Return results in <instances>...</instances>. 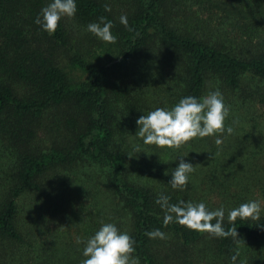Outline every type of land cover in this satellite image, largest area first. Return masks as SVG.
Instances as JSON below:
<instances>
[{
	"label": "trees",
	"instance_id": "trees-1",
	"mask_svg": "<svg viewBox=\"0 0 264 264\" xmlns=\"http://www.w3.org/2000/svg\"><path fill=\"white\" fill-rule=\"evenodd\" d=\"M49 2L0 0V264H81L77 238L102 223L140 264H264V0H76L52 35L34 23ZM101 16L115 43L87 31ZM216 90L231 135L178 149L136 135L141 115ZM181 157L195 171L173 189ZM161 194L222 207L238 237L165 226ZM251 200L260 219L229 224Z\"/></svg>",
	"mask_w": 264,
	"mask_h": 264
},
{
	"label": "clouds",
	"instance_id": "clouds-1",
	"mask_svg": "<svg viewBox=\"0 0 264 264\" xmlns=\"http://www.w3.org/2000/svg\"><path fill=\"white\" fill-rule=\"evenodd\" d=\"M105 11H111L107 4ZM76 12V0H50L41 9L34 23L52 35L57 30L62 18H72ZM120 22L128 27L126 16L122 15ZM112 27V22L101 16L99 22L87 25V31L103 42L115 43L117 37L112 34ZM229 111L219 90L211 91L199 99L187 96L180 99L170 110L156 108L147 115H141L136 120L138 125L136 135L146 145L178 149L194 138H205L216 133L223 134L225 131L231 135L234 131L233 128L231 126L225 128V119L229 115ZM215 142L219 146L223 140L217 138ZM139 152L140 150L137 148V153ZM194 171L193 164L186 162L181 157L178 166L171 171V179L168 183L173 189H184L188 184L189 174ZM167 174L168 171L165 172V175ZM155 203L165 213L163 218L165 226L176 222L190 230L206 232L214 237H238L237 228L230 227L225 230L223 227L225 211L222 207L210 211L203 202L193 203L183 200L177 204H170L169 197L162 194L155 200ZM260 214V203L251 200L229 210L227 218L229 224H234L237 218L259 220ZM213 220L215 223H212ZM146 235L151 239L166 238L165 233L159 229L147 232ZM82 242L85 244L83 256L86 259L81 264H140L139 257L133 255L135 252L134 239L127 232H121L113 223H102L99 230L86 241L77 238V243ZM232 260L235 262V255Z\"/></svg>",
	"mask_w": 264,
	"mask_h": 264
}]
</instances>
